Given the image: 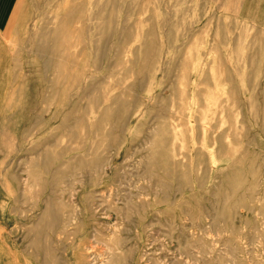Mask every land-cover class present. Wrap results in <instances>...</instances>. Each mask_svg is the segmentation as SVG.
Listing matches in <instances>:
<instances>
[{
  "label": "rangeland",
  "instance_id": "1",
  "mask_svg": "<svg viewBox=\"0 0 264 264\" xmlns=\"http://www.w3.org/2000/svg\"><path fill=\"white\" fill-rule=\"evenodd\" d=\"M3 55L9 264H264V0H28Z\"/></svg>",
  "mask_w": 264,
  "mask_h": 264
},
{
  "label": "crops",
  "instance_id": "2",
  "mask_svg": "<svg viewBox=\"0 0 264 264\" xmlns=\"http://www.w3.org/2000/svg\"><path fill=\"white\" fill-rule=\"evenodd\" d=\"M27 1L0 0V264H9L10 262L5 253L8 244H6L4 234L8 216L11 213L12 183L10 176L25 173L21 167L12 165V158L17 156L19 150H21L20 145L25 138V134L23 135L22 131L15 133L11 129L15 121L11 112L4 114L5 107L8 105L3 101L5 90L3 53L5 41L27 9ZM27 122V120H24L25 124L23 126L27 127ZM30 126H37V121L32 120Z\"/></svg>",
  "mask_w": 264,
  "mask_h": 264
},
{
  "label": "bare ground",
  "instance_id": "3",
  "mask_svg": "<svg viewBox=\"0 0 264 264\" xmlns=\"http://www.w3.org/2000/svg\"><path fill=\"white\" fill-rule=\"evenodd\" d=\"M111 20V19H110ZM46 35V34H45ZM48 39V38H47ZM150 52H151V50H150ZM184 68V67H183ZM223 70V69H222ZM200 72V71H199ZM220 73V72H219ZM222 74V73H221ZM223 77V76H222ZM181 78V77H180ZM151 79V78H150ZM153 79V78H152ZM214 79V78H213ZM203 83V82H202ZM218 85V84H217ZM103 90V89H102ZM104 91V90H103ZM182 91V90H181ZM184 91H182V93H183ZM213 92V91H212ZM89 94V93H88ZM180 94V93H179ZM180 97V96H179ZM176 100H178V99H176ZM181 103V102H180ZM184 105V104H183ZM175 109V108H174ZM198 109V108H197ZM206 109V108H205ZM228 109V108H227ZM226 109V110H227ZM182 110V109H181ZM174 111V110H173ZM225 111V110H224ZM181 112V111H180ZM189 112V111H188ZM165 113V112H164ZM170 113V112H169ZM178 113V112H177ZM204 113V112H203ZM175 114H176V111H175ZM205 115H206V113H204ZM180 115L182 116V114L180 113ZM187 115V114H186ZM202 116H203V114H201ZM183 118V117H182ZM203 118V117H202ZM176 119V118H175ZM190 119H192V117L190 118ZM189 119V120H190ZM150 120V119H149ZM178 120V119H177ZM186 120H187V118H186ZM193 120V119H192ZM201 120V119H200ZM205 120V119H204ZM170 121V120H169ZM188 121V120H187ZM193 122V121H192ZM192 122H190V123H192ZM195 122H197V121H195ZM170 123V122H169ZM174 124V123H173ZM178 124H179V122H178ZM181 124V123H180ZM186 124H187V122H186ZM203 124V123H202ZM206 125V124H205ZM190 126V125H189ZM200 127H201V125H200ZM217 130V129H216ZM156 131V130H155ZM189 131H190V129H189ZM191 132V131H190ZM224 133V132H223ZM74 134V133H73ZM227 134V133H226ZM202 137V136H201ZM239 137V136H238ZM225 139H227V138H225ZM236 140V139H235ZM199 144V143H198ZM45 145V144H44ZM51 147V146H50ZM182 147V146H181ZM211 147V146H210ZM229 148V147H228ZM179 151V150H178ZM209 151V150H208ZM47 152V151H46ZM51 154V153H50ZM46 155V154H45ZM54 155H56V152L54 153ZM97 155V154H96ZM44 157H46V156H44ZM98 157V156H97ZM182 159V158H181ZM104 160V159H103ZM49 165V164H48ZM99 165H101V164H99ZM168 165V164H167ZM95 167V166H94ZM15 170V169H14ZM13 170V171H14ZM146 171V170H145ZM149 172V171H148ZM262 172H264V171H262ZM14 174H16V173H14ZM259 176V175H258ZM257 176V177H258ZM184 180H185V178H184ZM242 180V179H241ZM186 181V180H185ZM163 183V182H162ZM160 185V184H159ZM236 191V190H235ZM246 191V190H245ZM132 195V194H131ZM130 196V195H129ZM134 196V195H133ZM141 196V195H140ZM19 198H20V196H19ZM222 198V200L224 199L223 197H221ZM229 198V197H228ZM228 198H226V199H228ZM225 199V201H227ZM128 200V199H127ZM132 201V200H131ZM118 202V201H117ZM130 202V201H129ZM134 204V203H133ZM130 205V204H129ZM132 205V204H131ZM65 220V219H64ZM35 228V227H34ZM118 244H119V242H118ZM108 262H109V260H108ZM105 264V263H104Z\"/></svg>",
  "mask_w": 264,
  "mask_h": 264
}]
</instances>
